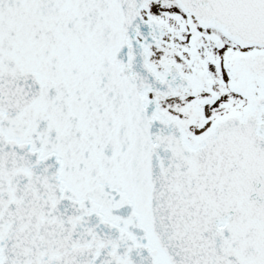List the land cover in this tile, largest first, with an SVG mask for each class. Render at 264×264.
Wrapping results in <instances>:
<instances>
[{"label":"snow or ice","instance_id":"6c2138e0","mask_svg":"<svg viewBox=\"0 0 264 264\" xmlns=\"http://www.w3.org/2000/svg\"><path fill=\"white\" fill-rule=\"evenodd\" d=\"M0 264H264V0H0Z\"/></svg>","mask_w":264,"mask_h":264}]
</instances>
